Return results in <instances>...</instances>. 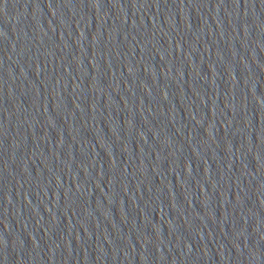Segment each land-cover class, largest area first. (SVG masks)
<instances>
[{"label": "water", "instance_id": "water-1", "mask_svg": "<svg viewBox=\"0 0 264 264\" xmlns=\"http://www.w3.org/2000/svg\"><path fill=\"white\" fill-rule=\"evenodd\" d=\"M122 0H0V264H48Z\"/></svg>", "mask_w": 264, "mask_h": 264}]
</instances>
